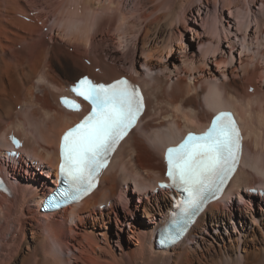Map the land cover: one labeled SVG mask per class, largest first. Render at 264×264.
Masks as SVG:
<instances>
[{
	"label": "bare ground",
	"instance_id": "bare-ground-1",
	"mask_svg": "<svg viewBox=\"0 0 264 264\" xmlns=\"http://www.w3.org/2000/svg\"><path fill=\"white\" fill-rule=\"evenodd\" d=\"M260 55L264 0H0V171L13 188L0 192V264H264V196L250 192L264 188ZM122 76L145 90L140 122L92 195L41 212L57 185L61 135L89 109L61 98L79 78ZM226 108L245 134L240 167L189 234L163 249L165 150Z\"/></svg>",
	"mask_w": 264,
	"mask_h": 264
},
{
	"label": "snow or ice",
	"instance_id": "snow-or-ice-1",
	"mask_svg": "<svg viewBox=\"0 0 264 264\" xmlns=\"http://www.w3.org/2000/svg\"><path fill=\"white\" fill-rule=\"evenodd\" d=\"M71 90L90 103L91 111L62 137L61 172L70 188L86 191L114 145L134 124L142 110L143 97L138 87L123 78L103 84L83 77ZM61 100L69 109L81 107L75 100ZM237 146L238 129L231 114L220 113L206 132L189 134L180 144L167 149L166 175L172 185L189 193L208 189L217 177L231 170Z\"/></svg>",
	"mask_w": 264,
	"mask_h": 264
},
{
	"label": "rangeland",
	"instance_id": "rangeland-1",
	"mask_svg": "<svg viewBox=\"0 0 264 264\" xmlns=\"http://www.w3.org/2000/svg\"><path fill=\"white\" fill-rule=\"evenodd\" d=\"M32 14V13H31ZM45 32H47V29L46 30H44ZM255 31H256V28H253V31H252V34H253V36L255 37L257 34L255 33ZM56 35H58V34H56ZM191 35V34H190ZM44 38H46V39H49V35L48 34H46V35H44ZM227 46H228V43H224V47H226L227 48ZM18 47H20L21 48V45H19ZM241 47V46H240ZM250 47H251V52H249L250 54H253V55H258V52H259V46H258V44H257V39H256V37H255V39L253 40V43H251L250 44ZM196 49H199V47H198V45L196 44ZM69 50L70 51H73V47H69ZM122 50V49H121ZM228 55H230V51H228ZM239 54L237 53L236 54V59L237 58H239ZM256 59V58H255ZM258 61L261 63V64H264V56H262V55H260V57H258ZM86 62V61H85ZM235 63L236 64H238L239 62H236L235 61ZM234 63V64H235ZM212 66H214V67H216L215 66V64L214 63H212L211 64ZM121 66V65H120ZM217 68V67H216ZM123 70V69H122ZM222 70H226L225 68L224 69H221V71ZM227 71H228V68H227ZM189 81H190V79H188ZM168 82H170L169 81V79L167 80ZM167 82V83H168ZM196 85L198 86L199 84H198V82H196ZM200 103H202V101H199V104ZM20 105V104H19ZM21 106V105H20ZM39 171V170H38ZM244 190H248L247 188H244ZM256 195V194H255ZM136 196H138V194H136ZM119 199V198H118ZM242 198H241V196H236L235 197V200L237 201V202H239L240 203V200H241ZM124 246V245H123Z\"/></svg>",
	"mask_w": 264,
	"mask_h": 264
}]
</instances>
